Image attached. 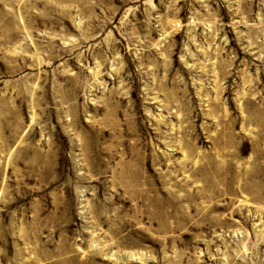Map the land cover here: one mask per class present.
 I'll return each mask as SVG.
<instances>
[{"label": "rangeland", "instance_id": "374dc122", "mask_svg": "<svg viewBox=\"0 0 264 264\" xmlns=\"http://www.w3.org/2000/svg\"><path fill=\"white\" fill-rule=\"evenodd\" d=\"M0 264H264V0H0Z\"/></svg>", "mask_w": 264, "mask_h": 264}, {"label": "bare ground", "instance_id": "6f19581e", "mask_svg": "<svg viewBox=\"0 0 264 264\" xmlns=\"http://www.w3.org/2000/svg\"><path fill=\"white\" fill-rule=\"evenodd\" d=\"M9 29H11V28H9ZM10 35H11V37H14V36H16L17 35V32L16 31H14L13 29L12 30H10ZM133 173V172H132ZM133 175H134V173H133ZM139 176H143V174L142 173H139L138 171L137 172H135V175H134V177H135V179L136 178H138Z\"/></svg>", "mask_w": 264, "mask_h": 264}]
</instances>
